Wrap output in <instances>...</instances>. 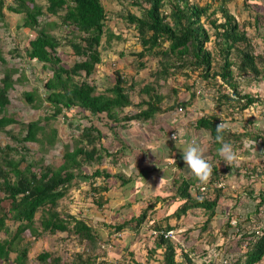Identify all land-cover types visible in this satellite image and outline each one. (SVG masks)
<instances>
[{"label":"trees","instance_id":"1","mask_svg":"<svg viewBox=\"0 0 264 264\" xmlns=\"http://www.w3.org/2000/svg\"><path fill=\"white\" fill-rule=\"evenodd\" d=\"M46 1L48 3L46 12L56 15L63 10L61 23L73 26L79 32L76 39L71 38L69 42L73 53L80 59L75 60L68 67L62 64L56 52L60 39L40 24L38 18L44 14V11L36 0H11L6 5L9 11L22 14L23 27L35 32V36L24 46L28 57L27 63L39 65L43 71L47 69L51 71L49 76L41 79L40 91L42 92L35 87L22 92L25 102L34 109H38L47 102L51 112L27 123L19 122L13 113L7 112L10 104L8 90L15 81L21 83L25 76L19 73V76L14 79L13 74L17 72V69L8 66L7 58L0 51L2 67L0 131L6 133L16 143L0 145V194H2L0 195V262L5 264L9 261V255L12 252L15 253L14 264L27 263L31 241L24 237L23 234L26 231L33 239L40 237L43 233L74 232L79 241L86 240L91 250H94L96 242L101 239L98 229L73 215L63 216L56 207L58 199L66 194L72 181L78 177L91 180L90 195L99 208L106 200L101 194L109 190V186L105 184L109 177L118 178L121 186L135 179L131 175L111 174L99 168L94 169L90 174L83 173V168L87 164L99 162L102 159V151L111 156V153L107 152L101 144L103 130L98 125L101 119L111 121L113 125H110L109 129L116 133L117 125L119 128H124L126 122L130 120L147 121L154 119L158 112H167L173 116L179 113V108L181 111L186 110L188 102L183 101L162 109L160 106L163 96L156 89L159 81L167 80V77L174 74L176 70L187 76V72H183L184 69H200V78L214 79L215 82L218 76L221 83L213 82L210 99L214 101L216 109L222 112L228 110L242 112L255 102H259V96L242 92L239 86L242 83L247 84L248 80H243L244 77L253 76L255 80L264 79V54L253 52L250 37L240 28L234 15L223 4L218 6L222 18L215 16L212 18L211 15L215 11L209 10V3L200 5L190 0H132V4L142 11L139 15L130 12L126 14L127 20L133 24L137 32V40L140 44V49L134 52L137 64L139 68H142L144 58L150 55L158 58L160 67L155 71L152 81L145 83L138 90V93L146 95V98H140L137 106L144 107L136 113L119 116V112L124 107L132 104L129 89L133 86H126L127 79L119 73L116 74L114 83L102 91H98L89 81L95 65L101 62L99 45L105 35L106 17L101 0ZM166 6H169L168 11L165 9ZM204 22L213 29V38ZM112 38H119V36L109 31L106 39L110 41ZM207 42H212V47H208ZM164 43L167 44L164 45ZM216 67L218 70L213 69ZM202 93L203 91L200 92ZM70 110H77L87 117L95 116V120H91L89 125L82 127L72 149L65 145L63 161L60 165H41L36 171L34 168L39 165L42 158L37 161L27 160L25 153L22 152L17 158L11 155V152L18 153L21 149L27 151V142L37 143L40 152H45L48 147L55 145L58 140L57 129L50 125L49 120L58 115L67 117L66 111ZM216 114L217 111L196 119L193 131L207 130L211 146L218 149L220 145L215 143L214 138L216 125L220 121ZM13 124H17V131L11 127ZM163 124L160 125L161 130L164 128ZM174 127L177 125L171 129L168 128L167 131L164 130L162 134L177 132ZM189 131L192 130L189 129ZM224 136L226 141L231 137L234 142L242 136L260 138L259 150L264 153V137L260 130L243 133L226 131ZM161 146L167 148L166 144ZM175 149V143L169 141L167 153L170 154ZM213 157L218 158V155L213 153ZM23 162L25 164L22 167ZM212 168L216 173L217 167L212 166ZM97 178H101L104 183L97 185ZM193 179L196 178L193 177ZM191 184V179L181 178L177 187L179 203L168 213V216L179 219L181 215H186L195 209L200 210L204 220L202 225L198 226L195 238L204 237L207 232L206 244H203V247L191 244L188 250L176 246L177 244L171 238L159 235L156 237L158 240L155 242V248L163 249L162 264H218V262L219 264H257L260 262L264 256V215L260 216L259 212L264 204V191L262 190L257 197L249 193L252 201L256 198L258 201L254 203V209L245 214L244 224L239 221L231 224L230 219L223 224L224 227L230 228V234L234 236L231 237V244L224 251H219L218 247L215 256L209 261L204 258L197 261L191 252L196 255L198 254L196 252H200L206 256L208 245L215 242V236L209 232L213 233L215 229L218 230V227L222 228L223 225L218 219V214H221L217 209L219 191L215 193L213 199H208L198 190V187H195L197 195L193 196L190 192ZM4 201H8L7 207L3 205ZM146 213L144 209L138 216L130 215L122 222L116 223L113 226L114 230L119 232L126 228H133L137 231L143 224ZM8 220L17 223L14 229L7 224ZM152 228L165 231L175 227L167 224L164 227L156 225ZM177 251H181L178 259ZM233 254H235L234 257L224 258L226 255ZM38 258L41 261L49 259L50 264H58L60 260L56 254L49 251L41 252ZM90 262H93L90 257L81 259V254L78 253L71 264H89Z\"/></svg>","mask_w":264,"mask_h":264},{"label":"rangeland","instance_id":"2","mask_svg":"<svg viewBox=\"0 0 264 264\" xmlns=\"http://www.w3.org/2000/svg\"><path fill=\"white\" fill-rule=\"evenodd\" d=\"M190 1L200 5L209 3V10L215 11L211 15L212 18L214 16L222 18L218 6L223 4L234 15L240 28L250 37L253 52L264 54V0ZM10 2L11 0H0V51L7 58L8 66L17 69L13 78L16 79L19 73L24 74L25 78L21 83L15 81L8 90L10 104L7 107V112L13 113L19 122L27 123L42 118L51 112V109L47 102H44L38 109L31 108L25 102L22 92L29 91L34 87L39 88L40 91L41 79L49 76L51 71L49 69L43 71L39 65L27 63L28 57L25 54L24 46L28 44L29 39L35 36V32L30 28L23 27L22 14L13 13L6 8ZM36 2L42 6L44 11V14L38 18L40 24L60 39L56 52L60 56L62 64L65 67L70 66L75 60L80 59L73 53L69 42L71 38L75 37L76 39L79 32L73 26L61 23L63 10L52 15L46 12L48 4L46 0H36ZM101 3L106 11L105 35L99 45L101 62L95 65V70L89 77V81L96 86L98 91H102L114 83L116 74L119 73L124 79H127L126 86H133L129 89L132 104L124 107L119 112V116L133 114L144 107L137 106L140 98H146V95H140L138 90L145 83L152 81L155 71L160 67L159 61L157 57L149 55L144 58L142 68H139L137 64L134 52L140 49V44L137 40V32L133 24L127 20L126 14L130 12L139 15L142 11L132 4V0H101ZM165 9L168 11L169 6H166ZM205 25L213 38V29L207 23ZM109 31L118 35L119 38H112L108 41L106 38ZM166 44L164 43V45ZM206 45L212 47V42H207ZM213 69L218 70V67ZM1 71L2 67L0 66V76L2 75ZM184 71L187 72V76L176 70L174 74L167 77V80H160L156 89L163 96L160 102L161 109L183 101L188 102L186 110H178L179 113L173 116L167 112H158L154 119L147 121L130 120L125 124L128 127L119 128L117 125L116 133L109 129L110 125H113L111 121L101 119L98 122L103 130L101 144L107 149V152L111 153V156L102 151V159L99 162L87 164L83 168V173L90 174L94 169L99 168L105 169L111 174L131 175L135 179L127 185L121 186L118 178L109 177L105 181L109 190L101 194L106 199L101 208L97 207L90 195L91 180L82 177L73 180L66 194L58 199L56 208L61 211L63 216L65 214L73 215L98 229L101 239L96 242L94 250H91L86 240L79 241L74 232L43 233L40 237L33 239L26 231L23 235L31 241L26 264H50V262L48 263L49 259L41 261L38 258V255L44 251L56 254L60 258L58 264H71L78 253L81 254V259L90 257L93 262L89 264H162L163 249L155 248L158 238H153L150 234V230L156 225L164 227L169 224L175 227L173 229L175 238L172 240L177 244L176 246L184 247V249L191 247V244L203 247V244H206L205 239L208 238L206 235L208 233L206 232L204 237L195 238L198 226L202 225L204 220L200 210L195 209L193 212L181 215L179 219L168 216V213L179 203L177 187L181 178L192 180L190 192L193 196L197 195L195 187H198V190L204 193L208 199H213L215 193L219 191L217 209L221 213L218 214V219L222 225L228 219L231 224L238 221L244 224L245 214L247 211H252L254 203L258 201V198L252 201L249 193L253 197H257L262 190L264 191V153L259 150L260 138L242 136L236 142L231 137V139L227 138V142H230L239 154V159L232 167H229L219 156L217 149L211 146L209 132L204 129L193 131V127L196 119L217 111L218 120L229 125L228 131L243 133L244 131L260 130L264 137V79L255 80L253 76L241 78L248 82L247 84L242 83L239 89L242 92L259 96L260 101L255 102L242 112L229 110L222 112L216 109L214 101L210 99V90L213 88L214 79L200 78V69L186 68ZM219 81L221 83L220 78L216 76L215 83L218 84ZM201 91H203L202 94H200ZM86 114L88 115V113ZM66 115L67 117L58 115L49 120L50 125L57 129L58 140L55 145L48 147L47 151L40 152L37 143L27 142V151L21 149L18 153L11 152V155L17 158L18 154L22 152L25 153L27 160L37 161L42 158L39 165L34 168L36 171L41 165H60L63 161L65 145L72 149L82 127L89 125L91 120H95V116L90 115L89 118L77 110L66 111ZM172 122L175 123L172 124ZM161 124L164 126L162 130L160 129ZM174 125H177L174 127L177 129L175 133H178L176 141L171 138V132L166 135L162 134L164 130L167 131ZM11 127L15 131L18 130L17 124H13ZM189 129L192 131L190 132ZM181 133L186 141L183 138L180 139ZM247 140L256 141V152L244 147ZM169 141L175 143L176 148L180 143H183L182 147H184L185 143L193 141L201 148L204 158L211 166L217 167L216 173L212 168V175L207 184H201L197 179H193V174L184 162L182 163L183 168L177 169L172 162L177 157L176 151L167 153ZM5 143L16 144L6 133L0 131V145L3 146ZM161 144H166L167 148L162 147ZM213 153H216L218 158L213 157ZM178 156H182L181 150ZM24 164L23 162L21 166L23 167ZM102 183L104 181L101 178L96 179L97 185ZM3 205L7 207L8 201H4ZM144 209L147 211L146 218L137 231L133 228H126L119 232L114 230L113 226L116 223L122 222L130 215L138 216ZM259 215L262 217L264 215V204L260 207ZM37 217L38 213L36 219ZM7 224L13 229L17 225L9 220ZM209 233L215 236V242L208 245L206 256L200 252H196L197 255L191 252L197 261L202 258L209 261L211 257L215 256L218 247L219 251H224L231 244V237H234L230 234V228L224 227V225L222 228L218 227V230L215 229L213 233ZM180 253L181 251H177V259ZM14 256L15 253L12 252L7 264H14ZM227 256L230 258L235 254L226 255L224 258ZM0 264L5 263L0 262ZM257 264H264V256Z\"/></svg>","mask_w":264,"mask_h":264},{"label":"clouds","instance_id":"3","mask_svg":"<svg viewBox=\"0 0 264 264\" xmlns=\"http://www.w3.org/2000/svg\"><path fill=\"white\" fill-rule=\"evenodd\" d=\"M229 130V125L225 122L221 121L216 125V136L214 138L215 143L220 145L217 149L219 156L223 159L224 163L229 167H232L234 163L239 159V154L234 149L233 145L230 142L225 140V132ZM178 133L172 137L174 141H176ZM166 143V141H165ZM256 141L247 140L244 144L246 149L251 150L252 152H256ZM182 151V159L184 163L188 166L193 176L201 183L207 184L212 175V166L211 164L204 158L203 152L201 148L193 141L191 143H185V146L180 148ZM175 164V161H172ZM163 177L161 178V180ZM174 231L173 229H170ZM162 232H166L169 230L163 229H151L150 234L153 238L159 237V235H163ZM156 232V233H154ZM164 237V235H163ZM166 238V237H165ZM170 238V237H169ZM175 238L174 234L171 239Z\"/></svg>","mask_w":264,"mask_h":264},{"label":"crops","instance_id":"4","mask_svg":"<svg viewBox=\"0 0 264 264\" xmlns=\"http://www.w3.org/2000/svg\"><path fill=\"white\" fill-rule=\"evenodd\" d=\"M184 135H183V133H181V137H180V139L181 138H183V139H185V141H186V138L185 137H183ZM182 145H184L183 143H180L179 144V147L178 148H176L175 149V151H176V153H177V157L175 158V166L177 167V169H181V168H183V159H182V156H178V155H180V148L182 147Z\"/></svg>","mask_w":264,"mask_h":264},{"label":"built area","instance_id":"5","mask_svg":"<svg viewBox=\"0 0 264 264\" xmlns=\"http://www.w3.org/2000/svg\"><path fill=\"white\" fill-rule=\"evenodd\" d=\"M179 111H181V108L178 109ZM174 135H176L175 133H170V136L173 137ZM156 233V232H154ZM160 233H162L164 235V237H173V231L169 230V231H166V232H162L160 231Z\"/></svg>","mask_w":264,"mask_h":264}]
</instances>
